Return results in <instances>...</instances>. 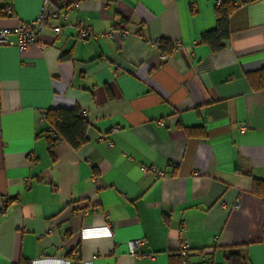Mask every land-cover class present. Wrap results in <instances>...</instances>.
<instances>
[{
    "label": "crops",
    "instance_id": "1",
    "mask_svg": "<svg viewBox=\"0 0 264 264\" xmlns=\"http://www.w3.org/2000/svg\"><path fill=\"white\" fill-rule=\"evenodd\" d=\"M224 1L52 0L44 49H0V264H225L238 247L264 264V0H231L214 52L200 38ZM43 3L3 0L0 26ZM52 109L80 112L85 145H50Z\"/></svg>",
    "mask_w": 264,
    "mask_h": 264
},
{
    "label": "trees",
    "instance_id": "2",
    "mask_svg": "<svg viewBox=\"0 0 264 264\" xmlns=\"http://www.w3.org/2000/svg\"><path fill=\"white\" fill-rule=\"evenodd\" d=\"M258 0H242V2H255ZM238 9V6L231 0L224 1L216 10L217 25L214 30L201 35L200 43L209 45L212 51L217 52L223 48V42L230 37V17ZM162 51L167 54L172 53L171 45L162 41L160 45ZM264 80V71L259 73ZM45 118L50 126V131L58 135V140H50V145L58 141H66L72 148L78 150L87 142L86 133L89 128L86 120L78 110L52 109L46 112ZM48 132V133H49ZM225 264H248L246 252L243 248H235L226 256Z\"/></svg>",
    "mask_w": 264,
    "mask_h": 264
},
{
    "label": "built area",
    "instance_id": "3",
    "mask_svg": "<svg viewBox=\"0 0 264 264\" xmlns=\"http://www.w3.org/2000/svg\"><path fill=\"white\" fill-rule=\"evenodd\" d=\"M60 2L61 5L67 11L73 10L75 8V6L73 5H68V3L65 2V0H60ZM54 15L56 14H54V11H52V0H44L41 12L36 21L32 23L24 24L17 28H3L0 26V49L5 46H16L20 50H27L35 45H38L40 49H44L45 48L44 45L38 44V36L46 28L47 23ZM13 16H14L13 8L10 5L3 4V0H0V18H7V17L9 18ZM62 18L64 21H66L68 19V15L64 14ZM77 26L79 27V39L82 42H87L91 37H95L91 27L83 26L80 23H78ZM61 31H62L61 28H55L54 36L59 37ZM13 36L16 38L15 41L11 39ZM159 124L160 126H165L164 122H160ZM47 136L50 138V140H58V135L53 131L47 133ZM31 159H33L32 156ZM144 172L146 174H151L155 176V178L157 179H161L165 177V173L163 171L157 170V168L155 167L144 168ZM236 206H239V202L236 203ZM89 230L90 229L84 230V234L89 233L90 232ZM101 230H102L101 232L102 234L105 235L113 234V230L109 225L101 228ZM142 244H143L142 240H135L130 242L129 243L130 253L134 256L140 255L138 254V250ZM181 250H182V254H184L189 250V245L185 244ZM183 263L187 264V261L184 260Z\"/></svg>",
    "mask_w": 264,
    "mask_h": 264
}]
</instances>
